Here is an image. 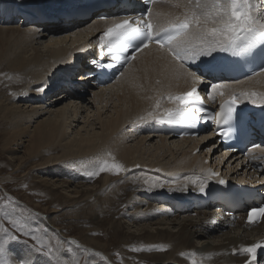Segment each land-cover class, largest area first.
Returning <instances> with one entry per match:
<instances>
[{"label": "bare ground", "instance_id": "6f19581e", "mask_svg": "<svg viewBox=\"0 0 264 264\" xmlns=\"http://www.w3.org/2000/svg\"><path fill=\"white\" fill-rule=\"evenodd\" d=\"M87 1L33 0L12 7L0 0L1 21L29 23L37 19L25 28L21 27L23 23L11 30L0 28V64L5 61L8 68L23 77L27 90L23 100L26 106L12 98L0 97V114L11 120L10 128H13L6 140L7 147L11 143L22 144L27 138L28 156L51 152L39 162L41 171L50 176L56 194L88 209L78 219L92 224L90 230L111 226L116 229V237L136 234L154 246L150 256L161 259L163 264H192L193 259L198 264H244L246 254H234L233 249L264 241V222L246 224L245 216L232 220L220 204L198 208L199 180L193 184L189 178L208 176L210 179V173L215 172L219 177L255 186L256 173L247 169L239 155L221 151L209 135L178 138L151 133L156 123L151 118L148 123L137 122L138 117H147L161 94L182 92L192 85L190 78L179 70L174 71L175 62L164 50L156 46L143 49L122 70L123 76L102 87L90 79L70 91L56 87H49L43 93L37 91L45 81L51 85L62 75L66 62L80 68L99 58L97 37L118 19L113 17L119 13L115 14V7L94 12L86 19L66 18L73 6L93 5L94 0ZM177 3L178 0H159L152 5L151 18L166 23L181 15L185 0H179V6ZM102 11L110 13L112 18L95 19ZM229 79L215 82L229 86L222 90L223 96L211 89L215 98L226 97L232 91L264 93V74L236 81ZM51 94L54 97L48 99ZM241 100L250 102L243 97ZM172 106L163 99L161 111L154 115H162L163 108ZM261 151L264 153V148ZM98 157H114L128 171L119 175L103 172L99 181L92 184L87 173L93 170ZM53 175L64 177L58 182L51 180ZM109 188H112L109 195H105ZM92 193L95 200L90 202L88 197ZM155 201H163L165 205ZM142 205L146 206L145 210L140 209ZM127 208L132 210L125 213ZM123 214L128 218L124 219ZM101 246L92 240L91 249L100 250ZM157 247H162L164 253L157 251ZM193 252L195 256L188 255Z\"/></svg>", "mask_w": 264, "mask_h": 264}, {"label": "snow or ice", "instance_id": "6c2138e0", "mask_svg": "<svg viewBox=\"0 0 264 264\" xmlns=\"http://www.w3.org/2000/svg\"><path fill=\"white\" fill-rule=\"evenodd\" d=\"M156 2L157 0H147L148 4ZM152 15L151 9H148L138 15H127L119 20H113L97 37L99 58L91 59L80 68L66 62V67L62 69L63 74L56 77L51 85L45 81L37 91L43 93L49 87L70 91L82 82L106 75L109 70L115 72L118 66L126 67L135 59L136 53L154 43L175 62L174 71L179 70L190 78L192 86L188 91L178 94H161L156 98L153 109L148 111L147 117L140 116L137 122L148 123L150 122L148 118L170 124L194 125L197 120L212 121L218 128L221 125H229L226 129L220 128L217 133L228 138L235 131L233 122L242 124L245 120L251 121L254 118L240 107L243 97L262 110L261 122L264 124V93L237 94L232 91L228 94V98L219 104L218 111L209 113L204 107L195 108V105L202 101L200 86L208 83L206 77L214 79L218 71L216 56L218 52L230 53L233 57L258 58L261 67L255 75L264 74V0H185V11L181 15L173 16L166 23L154 20L151 18ZM155 15L158 16L159 13ZM100 19L107 18L100 17ZM123 75L124 72L119 71L117 78ZM228 87L226 83L211 84V89L219 92L221 96L224 95L222 90ZM209 98L215 100L212 92L209 93ZM163 99L173 107L163 108L162 115H154L161 111ZM107 155L111 157V153ZM127 171L128 169L114 157L111 159L98 157L93 164V170L87 174L89 177H94L103 172L119 175ZM210 174L218 176L215 172ZM189 179L193 184L199 180L198 190L201 193L205 192L208 176ZM218 183L226 184V181L220 179ZM17 207V201L11 196L0 203V264H51V260H55L57 264H69V261L61 259V246L64 242L58 240L53 245L45 238L46 233L41 234L44 232L42 228L32 227L29 217H34L36 214L29 213V216H25L24 213L28 210L21 209L20 215H17ZM258 218H264V206L249 210L250 223L256 222ZM66 243L69 246L80 247L75 239H70ZM71 251V247H68L64 254ZM83 251L89 252L90 249L83 248ZM237 252L246 254L244 264H260L258 257H264V241L233 249L234 254ZM96 255L99 256L100 253ZM180 255L184 256L186 253ZM188 255L195 256V253ZM40 257L51 259L42 262ZM71 264H80V262L73 259ZM192 264L198 262L193 259Z\"/></svg>", "mask_w": 264, "mask_h": 264}, {"label": "rangeland", "instance_id": "374dc122", "mask_svg": "<svg viewBox=\"0 0 264 264\" xmlns=\"http://www.w3.org/2000/svg\"><path fill=\"white\" fill-rule=\"evenodd\" d=\"M1 1L13 7L17 6L18 4H30L33 0ZM28 22L29 23H23L19 20L10 21L9 19H6L5 22H3L0 20V28L11 30L17 28V26L21 25L22 23L23 24L21 27L25 28L34 23L32 22V20ZM1 43L2 42L0 40V47L2 45ZM6 65L7 64L5 63V61L1 62L0 64V97H7V99L10 100L12 98V100L21 102L20 104L26 106L23 101L27 95V90L24 88V78L19 76V74L17 73L15 74V71L8 68ZM53 97L54 95L51 94L48 99H52ZM48 99L46 101H48ZM10 124L11 120H9V118L4 119L0 114V203H2L3 200L8 196H11L17 201L18 204L16 211L17 215H20L21 209L28 210V212L24 213L25 216H29V213L36 214L34 217H29L32 227L42 228L44 232L41 234L43 235L44 233H46L45 238L49 239L53 245H55L58 240L64 242L61 246L62 260L69 261V264H71L73 259L78 260L80 264H163V261L161 259L156 260L154 258H151L150 253L153 252L154 246L151 243L148 244L144 239L136 234L129 235L128 237H120L117 235L116 237L114 231L116 229L111 226H106V228L104 229L97 228V230H90L93 227L92 224H88L89 222L86 221L82 222L80 219H78L80 218V216H85V214H87L86 212H88V209L86 207L82 208L80 206H76L73 202V199L71 200V198H64V195H61L59 193L56 194L54 189L52 188L53 185L50 184V176L48 175L46 177L44 171H41L42 164L40 163L48 155H51V152L49 153L48 151L46 153H40V155L38 156H28V153L26 152L29 146L27 138H24L22 144L11 143V145L8 144L7 147L6 140L10 137V134L13 130V128H10ZM62 172L66 174L67 171L63 170ZM63 177L64 175L62 176V178ZM62 178L61 176L53 175L51 180H56L59 182ZM100 178L101 175L94 176L93 178L89 177L92 184H96L99 181H97V179ZM42 179L47 180L44 181ZM110 189L112 188H109L107 193L111 191ZM107 193H105V195H109L110 192L108 194ZM91 195L93 196L91 197ZM88 198V201L90 202L95 200L93 193L90 194ZM157 202L158 201H155V203ZM163 203V201H159L157 204ZM163 205H165V203ZM145 207V205H142L140 206V209L143 208V210H145ZM131 210L132 209L128 208L124 209L125 213H129ZM123 216L124 219L128 218V216H125V214H123ZM240 218V216H237L234 219ZM84 237L88 238V240L85 239V241ZM93 237L95 239H93ZM70 239H75L80 247L77 248V246L75 245H67L66 242ZM91 239L93 240V242L96 241L101 243L102 248L100 250L97 249L96 251L93 250V248L91 249ZM29 243H31V241H29ZM68 247H71L72 251L64 254ZM83 248H88L90 249V251L84 252ZM157 248V251L164 253L160 250L162 247ZM134 249L140 250L136 251ZM96 253H100V255L97 256ZM45 259L51 258L40 257V260L42 262ZM51 264H57V262L55 260H51Z\"/></svg>", "mask_w": 264, "mask_h": 264}]
</instances>
